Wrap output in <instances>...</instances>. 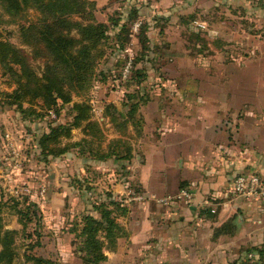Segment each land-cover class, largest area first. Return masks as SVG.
<instances>
[{
	"label": "rangeland",
	"instance_id": "obj_1",
	"mask_svg": "<svg viewBox=\"0 0 264 264\" xmlns=\"http://www.w3.org/2000/svg\"><path fill=\"white\" fill-rule=\"evenodd\" d=\"M90 1L95 4L91 13L98 21L112 23L119 19L128 24L119 37L118 28L108 30L100 44L104 55L97 59L88 86L72 92L71 102H58L48 110L41 109L38 101L30 104L22 100L24 110L17 103L9 104L3 93L11 92L15 86L0 64V228L16 230L13 264H32L25 254L62 264H83L78 253L80 242L71 230L83 214L97 215L93 205L109 200L114 183L110 173L117 179L122 174H134L132 160L111 157L107 163L99 164L101 160L96 158L112 152L130 155L133 162L140 157L143 143L154 131L152 118L156 119L159 112L180 108L170 95H182L186 89L192 103H187V109H196L198 101H204L206 105L201 108L221 110L227 131L236 127L237 119L232 113L242 118L248 110L255 127H264V102L260 96L264 91L260 64L264 61H260L264 0ZM38 16L36 10L13 16L0 4L2 37L23 48L31 65L41 72L43 59L34 57L18 31L24 20L34 21ZM145 35L147 40L142 42ZM128 62L129 73L123 77ZM233 63L242 67L258 63L248 76L255 79L252 87L246 83L236 86ZM135 70L141 71L143 77H137ZM241 72L247 77L246 68ZM186 77L188 83L182 81ZM250 91L254 93L253 102H233V96ZM81 101L90 105L95 123L87 131L82 125H71L75 114L72 103ZM133 103L137 105L135 112L126 114ZM229 103L234 108L226 107ZM60 125H71V136L60 135L58 143L50 146H64L67 150L55 158L45 157L39 139L50 127ZM30 202L37 215L30 214V220L24 223L17 209H25ZM36 240L40 245L32 246Z\"/></svg>",
	"mask_w": 264,
	"mask_h": 264
},
{
	"label": "crops",
	"instance_id": "obj_2",
	"mask_svg": "<svg viewBox=\"0 0 264 264\" xmlns=\"http://www.w3.org/2000/svg\"><path fill=\"white\" fill-rule=\"evenodd\" d=\"M260 46L261 61L264 42ZM257 64H232L236 86H253L255 79L248 76ZM260 64L264 70V61ZM244 68L247 77L241 72ZM186 92L170 95L180 103L178 110L152 118L154 131L143 143L142 155L134 162L130 159L134 174H122L119 179L109 174L114 182L110 197L126 212L116 218L122 235L113 249L104 250L106 258L99 264H226L237 258L240 247L264 242V201L225 196L228 182L238 172L254 171L264 178V127H255L248 110L242 118L232 113L236 127L227 131L221 110L201 108L204 101H198L196 109H187V103H192ZM253 96L251 91L237 94L233 102H253ZM260 96L264 102V91ZM226 107L234 108L233 103ZM182 189L191 191L190 199L168 204L154 200L177 195ZM212 203L213 212L209 210Z\"/></svg>",
	"mask_w": 264,
	"mask_h": 264
},
{
	"label": "trees",
	"instance_id": "obj_3",
	"mask_svg": "<svg viewBox=\"0 0 264 264\" xmlns=\"http://www.w3.org/2000/svg\"><path fill=\"white\" fill-rule=\"evenodd\" d=\"M0 4L6 13L13 16L19 14L23 16L28 10L39 12L34 21L24 20L18 31L24 44L30 46L34 57L43 59L41 72L36 71L31 65L29 56L23 48L2 37L0 31V64L15 86L11 92L3 93V96L9 99V104L17 103L21 110H24L22 100L30 104L38 101L40 108L45 110L55 107L58 102H71L72 92L88 86L97 59L104 55L100 44L108 36V30L118 28L116 33L118 36L125 32L128 24V21L122 23L119 19L112 23L98 21L91 13V8L95 4L90 0H0ZM146 30L147 25H144L142 32L145 34ZM144 40H147L146 35L142 42ZM135 71L138 72L137 77H140L141 71ZM135 108L136 103L129 104V111L126 114L134 113ZM72 109L75 111L72 127L82 125L83 130L87 131L95 125L91 120L88 103L73 102ZM71 125L50 127L48 132L42 134L38 143L45 157L55 158L66 152V147H55L50 144L58 143L60 135L70 137ZM111 157L115 160L132 158L130 155L121 156L112 152L96 159L103 161ZM243 172L246 171L237 174ZM108 198L106 202L93 205L97 215L83 214L71 230L80 242L78 253L83 264H99L105 260L104 250L113 249L117 238L123 233V228L116 218L118 214H124L126 208L110 196ZM32 205L34 204L30 202L25 209H17L19 219L24 218V223L30 220V214L37 215L35 209L31 210ZM15 233V229L0 228V264H13L16 256ZM39 245L40 241L36 240L32 246ZM237 254V258L226 264H264V242L259 246L240 247ZM25 257L32 261V264H62L43 256L25 254Z\"/></svg>",
	"mask_w": 264,
	"mask_h": 264
},
{
	"label": "built area",
	"instance_id": "obj_4",
	"mask_svg": "<svg viewBox=\"0 0 264 264\" xmlns=\"http://www.w3.org/2000/svg\"><path fill=\"white\" fill-rule=\"evenodd\" d=\"M129 69L130 62L125 65L122 71L123 77L127 76ZM191 194L192 193L189 189H182L177 195H165L163 197L154 198V200L159 204H168L176 199L188 200L191 198ZM229 195L241 197L246 200L260 199L264 201V178L259 173L254 171H246L237 174L233 177L229 186L225 190V196ZM147 199L152 200L150 197ZM213 211L214 210L212 209L211 212Z\"/></svg>",
	"mask_w": 264,
	"mask_h": 264
}]
</instances>
